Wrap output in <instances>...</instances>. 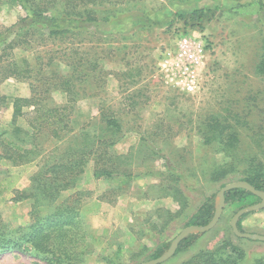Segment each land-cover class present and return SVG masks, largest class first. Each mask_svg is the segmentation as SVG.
I'll use <instances>...</instances> for the list:
<instances>
[{
	"label": "rangeland",
	"instance_id": "374dc122",
	"mask_svg": "<svg viewBox=\"0 0 264 264\" xmlns=\"http://www.w3.org/2000/svg\"><path fill=\"white\" fill-rule=\"evenodd\" d=\"M169 2L138 0L133 1L131 7L134 8L132 12L157 10L163 5L169 10L179 7L188 10L187 6L173 8ZM260 2L264 4V0H201L197 5L202 10L201 19L200 15L194 17L186 12L170 28L137 29L125 34L104 26L103 35L94 37L96 41L91 45L80 46L76 42L80 54L98 58L103 70L111 75L99 98L76 104L78 122L75 127L79 129L97 118L102 105L122 111L124 132L114 152L133 154L134 172L138 171L141 176L122 194V189L115 192L118 181L95 179L91 163L79 177L78 187L65 193V198L74 192L83 195L79 213L88 246L84 264H143L151 261L146 258L161 241H172L184 230L174 231L176 227L172 224L174 228L165 238L161 236L164 234L160 235V227L168 219V213H176L180 208L172 198L153 199L163 194L159 193L162 186H167L164 177L168 168L163 159L150 156L145 142L161 150L197 189L208 195L218 190L210 183V172L226 159L217 147L203 145L199 130L207 116L226 115L230 110L233 113L231 122L241 139L240 159L261 154L254 144L255 134L261 132L264 137V77L255 72L264 41V8ZM24 16L25 12L17 6L0 5V27L11 28ZM184 40L199 60L197 85L193 90L181 83L188 77L183 74L179 61ZM51 49L59 52L67 47L50 45L43 52ZM15 54L17 58H27L36 64L33 50L18 49ZM48 55H44L45 59ZM129 70L140 71L141 79L136 87L126 90L122 85ZM0 93L9 97L31 95L29 83L13 79L0 85ZM140 93V97H135L139 105L132 111L129 97ZM52 102L64 107L67 96L55 92ZM12 115L10 106L0 107V133L10 129ZM26 120L21 118L18 126L28 130ZM245 123H249V127ZM45 147L52 149L48 143ZM260 158L264 160L263 155ZM37 171V165L13 167L7 160L0 159V227L5 225L11 229L13 237L20 236L18 229L25 230L30 225L33 203L31 200L14 202L13 192L29 188ZM234 182L237 181L231 183ZM202 200V194L194 193L192 206L197 208ZM231 220L225 215L220 227L203 237L194 253L218 246ZM180 222L179 219L177 224ZM243 230L248 234L264 235V210L251 213L243 221ZM232 242L248 254L264 255L262 242L234 237ZM191 254L174 256L165 264H180ZM44 259L45 256L0 250V264H48Z\"/></svg>",
	"mask_w": 264,
	"mask_h": 264
},
{
	"label": "trees",
	"instance_id": "16d2710c",
	"mask_svg": "<svg viewBox=\"0 0 264 264\" xmlns=\"http://www.w3.org/2000/svg\"><path fill=\"white\" fill-rule=\"evenodd\" d=\"M133 1L138 0H0V5L21 8L25 16L11 28L0 27V85L8 80L29 83L30 97L1 96L0 107L13 109L10 129L0 133V159L13 167L37 165L38 171L31 178V185L25 190H15L14 202L31 200V223L25 230L18 229L20 236L13 237L11 229L0 227V250L18 251L24 254L45 256L48 264H84L88 253L86 234L80 218L83 197L74 192L68 198L65 193L75 190L79 177L85 174L93 163L94 178L118 181L115 192L128 190L131 182L141 178L136 171L134 155H118L114 147L122 140V111L116 112L105 105L100 107L99 116L75 127L78 118L75 106L83 100L99 98L111 72H105L98 58L80 54L78 45H91L97 35H103L104 26L120 34L137 29L172 27L186 15L202 18L198 3L201 0H170V6H187L182 10H169L165 5L157 10L132 12ZM264 8V4L260 2ZM218 9V8H216ZM211 11V10H208ZM92 38V39H91ZM60 45H59V44ZM50 45H66L64 51L53 49L43 52ZM33 50L36 64L27 58H17L15 52ZM49 54L45 59L44 55ZM258 76L264 77V41L255 67ZM122 88L128 90L140 82L141 72L129 70L124 75ZM61 92L67 96V105H53L52 95ZM134 94L129 105L134 111L139 102ZM30 112H27L29 111ZM228 114V115H227ZM213 113L207 116L199 130L203 145L217 147L226 162L210 172V183L218 188L208 195L197 189L187 176L172 165L161 150L145 142L152 158L165 161L168 173L164 177L167 186L158 198H172L180 210L168 213V219L160 227L164 236L171 228L174 231L191 226L204 227L210 224L216 212L219 192L233 181L248 182L255 189L264 192V137L255 134L254 144L261 151L249 158L240 159L241 139L231 122L233 114ZM27 119L28 130L18 126V121ZM241 123V120H236ZM249 127V123H245ZM52 145L48 150L45 144ZM65 146V147H64ZM4 151V152H3ZM149 157V159H152ZM200 193L203 200L194 208L192 195ZM260 202L253 193L234 189L226 193V208L216 231L229 215L232 219L241 209ZM244 216L238 223L242 233ZM180 224H177L178 220ZM174 224L172 227L171 225ZM156 228H158L155 225ZM166 230V231H165ZM165 231V233H164ZM223 240L214 249L194 253L199 241L207 234H193L180 243L175 257H183L180 264H264V255L248 254L232 242L237 238L228 223L223 230ZM174 240V239H173ZM172 241H161L158 248L146 258L155 260L163 256ZM247 240V239H243ZM252 241V240H251ZM264 243V242H262ZM145 254V253H144ZM146 255V254H145ZM165 264V263H164Z\"/></svg>",
	"mask_w": 264,
	"mask_h": 264
},
{
	"label": "water",
	"instance_id": "95a60500",
	"mask_svg": "<svg viewBox=\"0 0 264 264\" xmlns=\"http://www.w3.org/2000/svg\"><path fill=\"white\" fill-rule=\"evenodd\" d=\"M234 189H243L253 193L257 198L260 199V203H257L252 206L245 207L238 211L230 222V226L234 235L240 239H247L256 242H264V235L258 234H248L242 233L238 228L239 221L246 215L260 212L264 210V192L255 189L252 185L248 182H234L226 185L224 188L221 189L218 195L217 204H216V212L213 220L207 226L200 227V226H191L184 229L172 242L170 249L160 258L145 262L143 264H164L173 258L180 246V243L185 240L187 237L193 234H208L213 231L218 224L220 223L226 208V193L234 190Z\"/></svg>",
	"mask_w": 264,
	"mask_h": 264
},
{
	"label": "built area",
	"instance_id": "2783aa9c",
	"mask_svg": "<svg viewBox=\"0 0 264 264\" xmlns=\"http://www.w3.org/2000/svg\"><path fill=\"white\" fill-rule=\"evenodd\" d=\"M179 61L182 64L183 74L188 75L181 83L186 84L189 90H193L197 85L196 68L199 60L189 49L188 41L184 40L181 44V51L179 54Z\"/></svg>",
	"mask_w": 264,
	"mask_h": 264
}]
</instances>
